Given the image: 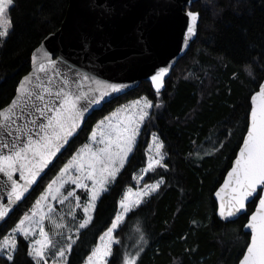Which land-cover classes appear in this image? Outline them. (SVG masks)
Returning a JSON list of instances; mask_svg holds the SVG:
<instances>
[{
    "label": "trees",
    "instance_id": "16d2710c",
    "mask_svg": "<svg viewBox=\"0 0 264 264\" xmlns=\"http://www.w3.org/2000/svg\"><path fill=\"white\" fill-rule=\"evenodd\" d=\"M69 0H14L10 12L14 31L0 48V108L15 95L31 66L33 51L57 31ZM198 34L157 95L148 81L95 111L72 148L43 177L31 196L0 227L1 239L31 209L36 198L77 148L88 141L91 128L119 105L141 97L152 100V122L142 130L130 162L98 203L93 221L76 234L67 264H84L99 242L136 174L146 166L151 134L164 143L168 168L149 171L140 185L163 177L158 194L130 213L117 230L110 264H121L125 252L142 245L139 264H237L249 242L247 215L226 223L216 215L214 192L232 165L249 123L251 95L264 80V0H198ZM251 64V69L246 65ZM251 73V74H249ZM255 77V80L253 79ZM66 235V234H65ZM141 236L144 237L142 244ZM15 264H35L27 255L29 240L18 237ZM63 239L61 244H65ZM0 264L6 256L0 255Z\"/></svg>",
    "mask_w": 264,
    "mask_h": 264
},
{
    "label": "snow or ice",
    "instance_id": "6c2138e0",
    "mask_svg": "<svg viewBox=\"0 0 264 264\" xmlns=\"http://www.w3.org/2000/svg\"><path fill=\"white\" fill-rule=\"evenodd\" d=\"M14 7V0H0V48L5 46L14 31L10 19ZM186 15L190 18L184 39L187 47L197 35L200 13L189 10ZM32 64L33 72L18 83L11 102L0 108V221L31 196L34 186L47 174L46 169L55 168L60 163V158L72 148L83 131L88 117L104 104L118 99L120 94H125L129 87L124 83L107 82L77 73L79 80L65 75L53 91L50 86H45L41 74L49 76V70L56 73L57 61L47 50L41 54V49L37 48L32 54ZM245 67L250 70L252 66ZM169 71V67H161L150 76L157 95ZM83 81H91L94 87L85 89ZM257 83L258 91L251 96L247 137L227 174L228 178L215 192L218 200L216 215L226 223H235L241 216H246V205L258 200V208L246 225L250 229L251 242L240 264H264V83ZM153 107L159 105L141 97L96 122L88 142L75 150L32 208L19 219L11 234L0 241V255L6 256V264H15L17 236L31 241L27 255L35 264H48L49 256L53 258V264H67L65 257L73 249L72 237L68 236L66 243L60 244L44 227L45 221L50 222L54 229L66 227L53 202L61 205L73 203L75 208L83 209L84 219L77 232L92 223L98 203L102 202V197L130 162L142 130L151 124L150 110ZM152 140L155 151L154 155H148L144 173L168 168L162 151L163 141L156 134L152 135ZM153 145L149 146L150 149ZM164 183L161 177L151 185L145 184L135 199L125 194L119 200V211L100 235L99 243L88 255L86 264H110L109 258L115 255L113 246L121 244L116 238L117 230L130 213H135L146 202L145 198L158 194ZM82 196L85 198L83 203ZM70 214L75 219V214L71 211ZM37 235L39 238H35ZM56 235L62 233L57 231ZM141 241L142 244L145 242L143 236ZM142 251L141 245L135 253L125 252L121 264H139Z\"/></svg>",
    "mask_w": 264,
    "mask_h": 264
},
{
    "label": "water",
    "instance_id": "95a60500",
    "mask_svg": "<svg viewBox=\"0 0 264 264\" xmlns=\"http://www.w3.org/2000/svg\"><path fill=\"white\" fill-rule=\"evenodd\" d=\"M197 1L69 0L60 28L44 38L37 47L41 49V54L47 50L52 59L56 60L58 64L56 73L49 70V76L41 74L45 86H50L55 91L65 75L79 80L77 73H85L107 82L127 84L129 86L125 90V93H127L137 88L143 81L151 83L150 76L155 74L159 68L167 66L170 71L164 77V86L160 90L162 92L166 88V82L173 69L179 60L187 54L197 37L196 35L195 39L190 41L189 46L184 45L186 25L190 22L186 12L189 10L199 12L188 9V6ZM199 22L200 18L197 22L198 25ZM69 68L72 69L71 72H69ZM32 72L31 55L30 70L22 76L20 81ZM49 79L51 80L50 84H48ZM261 83H264V80ZM83 85L85 89L94 87L91 81H83ZM152 87L155 90L154 85ZM257 91L258 89L252 95ZM121 95L123 94L119 96ZM250 112L251 108L248 127H250ZM246 137L247 131L243 140ZM242 146L243 141L231 167L215 192L228 178L227 174L234 166L235 159L238 157ZM50 169H46L45 172L48 173ZM37 186H34V189ZM215 192L214 199L218 207ZM257 208L258 200L244 225L246 233L250 234V229L246 225ZM14 211L10 212L4 221H0V227ZM250 242L251 235L247 246ZM247 246L237 264H240L243 256L247 253Z\"/></svg>",
    "mask_w": 264,
    "mask_h": 264
},
{
    "label": "rangeland",
    "instance_id": "374dc122",
    "mask_svg": "<svg viewBox=\"0 0 264 264\" xmlns=\"http://www.w3.org/2000/svg\"><path fill=\"white\" fill-rule=\"evenodd\" d=\"M137 99H139V98H137ZM137 99H135V100H137ZM135 100H130V101H127V102H125V103H123V104H121V105H119L117 108H119V107H121V106H124V105H128V104H131V102H133V101H135ZM117 108H115V110L117 109ZM115 110H113V111H115ZM112 111V112H113ZM151 111V110H150ZM111 113V112H110ZM109 113V114H110ZM109 114H107V115H109ZM153 134H156L158 137H159V139L162 141V139H161V137L159 136V134L157 133V132H153L152 134H151V138H150V142H149V145H148V147H147V156L148 155H154V151H155V149H154V145H153V140H152V135ZM88 142V141H87ZM150 145H153V147L150 149ZM82 146V145H81ZM80 146V147H81ZM163 152H164V154H165V157L167 156V154L165 153V151L164 150H162ZM146 166H144L143 168H141L138 172H137V174H136V176H135V178H136V181H137V186L136 187H132V188H128V190L124 193V195L125 194H129V198L130 199H135L136 198V193L140 190V189H142L143 187H144V185L145 184H148V185H151V184H153V183H155L156 181H154V182H150V183H145V184H143V185H140V182H141V180L145 177V175H147V173H144L143 172V169L145 168ZM55 178V177H54ZM159 180V179H158ZM77 194H80V192H79V190H77ZM124 195H123V197H124ZM39 197V196H38ZM37 197V198H38ZM122 197V198H123ZM36 198V199H37ZM149 198V197H148ZM148 198H145V200L146 199H148ZM84 197L82 196L81 197V202L83 203L84 202ZM35 202V201H34ZM54 203V206H55V208H56V211H57V215H58V217H63V223L66 225V227H64V228H62V229H54L53 227H52V225H51V223L50 222H48V221H45L44 222V227H45V230L46 231H48L49 232V235H50V237L54 240V241H58L60 244H61V242H62V237H63V239H66L68 236H71L72 237V239H73V241L75 240V238H76V234H77V228H78V226H79V223H81L82 221H83V219H84V213H83V209L82 208H75V206H74V204L73 203H68V202H66L65 204H63V205H61V204H59L58 202H53ZM34 204V203H33ZM33 206V205H32ZM32 208V207H31ZM70 211L71 212H73L74 214H75V219H73V215H71L70 214ZM16 226V225H15ZM14 226V227H15ZM13 227V228H14ZM12 228V229H13ZM11 229V230H12ZM11 230L6 234V235H9V234H11ZM57 231H59V232H61L62 233V235H60V236H57L56 235V232ZM37 232H38V229H37ZM66 234V235H65ZM5 235V236H6ZM4 236V237H5ZM4 237L1 239V241L4 239ZM18 237L19 236H17V240H18ZM35 238H39L38 237V235H37V237H35ZM29 243H31V241L29 240ZM99 243V242H98ZM67 257H68V255L65 257V260L67 261ZM48 264H53V258L51 257V256H49L48 257ZM61 264H63V262H61ZM84 264H86V262L84 263Z\"/></svg>",
    "mask_w": 264,
    "mask_h": 264
}]
</instances>
